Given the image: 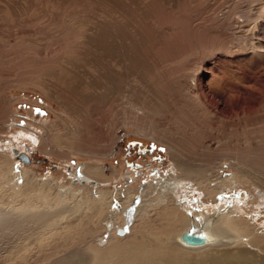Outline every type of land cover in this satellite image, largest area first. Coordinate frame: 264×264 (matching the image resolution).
Instances as JSON below:
<instances>
[{
    "label": "rangeland",
    "instance_id": "obj_1",
    "mask_svg": "<svg viewBox=\"0 0 264 264\" xmlns=\"http://www.w3.org/2000/svg\"><path fill=\"white\" fill-rule=\"evenodd\" d=\"M96 1L0 0V154L13 150L14 170H32L41 182L54 180L51 194L63 185L68 204L96 191L81 183L80 167L96 162L107 176L110 169L117 171L101 185L107 194L116 191L109 208L97 216L95 206L84 207L68 229L55 215L38 227L27 220L35 219L38 210L25 204L13 211L0 205L6 219H20L17 224L28 228L8 239L12 228L0 220V264H57L81 248L89 253L101 237L100 230L85 237L86 228H99L107 218L130 229L123 238L115 232L122 254L104 257L107 264H153L144 253L209 264L201 259L220 249L184 252L171 244L182 228L169 230L163 221L151 223L138 212L152 185L180 176L171 145L187 148L175 153L180 163L214 167L212 173L221 178L215 200L204 202L205 195L191 183L183 188L189 213L203 220L205 209L230 211L264 233V189L237 180L231 155L226 156L234 147L264 150V0H113L131 16L127 30L135 40V63L86 54L88 35L109 20L108 26L122 20L109 11L112 0ZM147 97L151 107L161 103V112L144 110L141 99ZM48 135L51 155L42 144ZM79 136L88 139L80 145L84 150L66 143ZM234 178L237 183L231 185ZM123 190L132 195L142 190L130 222L119 212ZM155 234L166 235L162 248L148 246Z\"/></svg>",
    "mask_w": 264,
    "mask_h": 264
},
{
    "label": "bare ground",
    "instance_id": "obj_2",
    "mask_svg": "<svg viewBox=\"0 0 264 264\" xmlns=\"http://www.w3.org/2000/svg\"><path fill=\"white\" fill-rule=\"evenodd\" d=\"M96 2H98V0ZM113 3L114 6L110 7L109 11H112V13L115 14L117 13L118 19L121 17L122 20L114 22L112 21V23L110 22L109 26L108 23L110 20L108 22H106V20V23L104 22V26H100L101 24L98 25L99 23L96 22V24L100 27H98L99 29L97 28L98 30L92 32L91 35L87 36L85 43L88 47H90V49L87 51L86 54L92 59L99 54H111L113 56H117V58L120 60H128V62L135 63L137 60V55L134 54L136 50H134L133 48L135 40H133L132 38L133 32L131 31L130 35V31H128L131 30V24L129 22L131 16L125 10L122 3H115L114 1L112 2V4ZM114 7L116 8V10H114ZM113 19L117 20L116 17ZM124 68L125 70L127 69L125 66ZM147 89V93H149V88L147 87ZM155 96L161 99L160 95L158 96L157 93H155ZM141 101L145 111L153 113L161 112V107H159L161 103L159 104V106L156 105L155 107H151L150 99L148 97L147 99L142 98ZM7 125L9 127V125L11 126L12 124L8 123ZM147 131L150 133L152 130L151 128H148ZM19 137L20 136L18 135V137H15V139L18 140ZM29 139L31 142H34L35 140L34 137H29ZM43 139V147H48V152H50L51 155V153H54L52 147L53 138L48 135L46 138ZM86 139L85 136H79V140L77 141L68 137L66 139V143H68L69 147H71L72 145L76 148H79L80 150H84V147H80V145L84 142L88 143V139L87 141ZM46 141H48L50 145H46ZM55 141L58 142L57 140ZM177 146L178 147L171 145L170 155L171 160L177 167H175L177 169L176 172H178L180 176H175L176 174L172 173L175 174L173 175V177L171 175L172 178L169 175L170 178L167 177L165 178L166 180L157 181L156 184L152 185L150 187V191H148V195L151 194V196L144 194L145 196H147L145 197V199L147 198V202L144 201L145 203L138 207L139 214L141 216L147 217L151 221V223L163 221V226H165L169 230H175V232H178L182 228V231L172 236L171 244H173L176 248L184 252L197 254V252H201L203 250L220 249L215 250V253L206 256L207 258L203 257V259L201 260H205V263L207 262L209 264H264V233L257 231L254 227H252L250 223L240 218L239 215L230 211L223 213L222 210H216L213 209V207H211V210L205 209L206 211L203 212L202 215L203 220H200V218L197 217L195 212L194 214L189 213L190 211L187 209L186 202H184L183 199V195L185 193L183 188L189 187V183H191L194 188H196L195 190H201L203 195H205L204 202L209 200H215L221 190V186L218 185V182L221 181V178L218 179V175L212 173L214 167H209L203 170L202 167H191L190 165L180 163L178 156H176L175 153L178 149L180 150V147H185L184 145ZM231 150L228 155L226 154V156L230 157L231 155L230 166L236 171V177H234L236 179H243L247 182H253L257 186L259 185L264 189V178L262 179L260 176V174L264 172V150H260L258 147L251 148L248 150H244L242 148L240 149L239 147H234ZM111 153H115V150H111ZM1 154L0 205L11 211L15 210L17 205L22 204L33 207L34 209L38 210L35 215V219L31 218L27 220L35 222L38 227L42 223H49V215H55L53 219H57L56 222L58 221L59 223L62 221L60 224L64 225L65 228L68 229V227L70 226L68 225V222L72 221L75 215L78 214L84 207H87L89 205L95 206V212L98 216V214L106 210L105 207L109 208L110 198L116 196V191L114 193L112 192L111 194H107L106 190L108 189H101V185H105L104 183L110 181L112 174L117 173L114 168L110 169V176H107L104 174L105 171L102 169V166L100 164H97L96 162L86 164L83 168L80 167L78 173L84 175V180L81 181V183L84 182L83 185L85 184V187L88 188H90L91 186H95L96 191L90 193L91 195H89L87 192V195L89 196L82 195L83 197H81L79 201H76L73 204H68V191L63 189V185L60 187L57 186L56 190H54L55 192H52L51 194L50 190L53 191V187L51 184L54 180L52 182L48 180H46L45 182H41L40 179L35 180L38 177L34 178L32 170L20 171L18 166L14 170L13 163L16 162L17 156H15V154L13 153V150H11L10 153L4 152ZM64 155L67 154L64 153ZM222 156L220 155V157ZM210 162L214 161L212 160ZM210 173L213 174V177L210 175ZM235 178L228 182L231 185H236L238 179L236 180ZM12 181H17L18 187H11V183L13 184ZM226 184H228L227 181ZM83 185L82 188L84 187ZM120 193V199L124 202L122 203V205H120L119 212L121 215L127 216L126 221L130 222V219L132 217L131 212L135 210L134 206L138 204V201L135 200V196H137L138 194H142V190H140L137 195H132V192L128 190L120 191ZM73 194L71 195L73 196ZM81 213L82 212H80L79 214ZM136 214L138 213L136 212ZM1 215L3 218L1 219L0 217V220L3 223L5 222L9 225V227L12 228V231L8 232V239H15L16 232L18 234L20 232L18 230H21V233H23L25 232L24 230L28 229L25 226L17 224L18 220L20 219L11 217L6 219L3 214ZM156 216H159V220L155 218ZM91 217H94L95 219V215L91 214ZM107 219L108 220L100 221V223L98 224L99 228L93 227V230H89L86 228L85 237L86 234H90L88 236L92 237L96 234V232L99 233L100 230V234L97 235V237L101 238L98 241L97 246L92 245V247H89V253L84 252V248H81L78 252H73L71 254L73 255L72 257H69V255L68 257L60 260L57 264H107L104 257H111L115 254H122V251L119 250L121 246L117 243V241L119 240L114 239L113 236H115V232L117 235V230L123 229L125 226L127 227V225L121 227L122 224L115 223V221L111 218ZM126 221L125 223H127ZM92 223L94 224L95 222L93 221ZM129 230L130 229H128L126 234H128ZM82 232L83 231H81L80 233L83 234ZM184 232L201 233L206 238V244L194 247L182 243L180 236ZM21 233L19 234V236L22 235ZM126 234L122 236H125ZM118 236L119 235H117L116 237ZM164 236L166 235L155 234L154 238H152V243L148 242V246L152 248H162L163 241H165ZM12 242L13 241H11V243ZM135 251L137 253H139L140 251L142 252V248L136 249ZM143 255L147 262L151 261L153 262V264H183L176 254H157L156 258H150V254L148 253H144Z\"/></svg>",
    "mask_w": 264,
    "mask_h": 264
},
{
    "label": "water",
    "instance_id": "obj_3",
    "mask_svg": "<svg viewBox=\"0 0 264 264\" xmlns=\"http://www.w3.org/2000/svg\"><path fill=\"white\" fill-rule=\"evenodd\" d=\"M128 227L117 230V235L122 236L126 234ZM181 242L189 246H202L206 244V238L201 233L184 232L180 236Z\"/></svg>",
    "mask_w": 264,
    "mask_h": 264
},
{
    "label": "flooded vegetation",
    "instance_id": "obj_4",
    "mask_svg": "<svg viewBox=\"0 0 264 264\" xmlns=\"http://www.w3.org/2000/svg\"><path fill=\"white\" fill-rule=\"evenodd\" d=\"M14 153L16 154V152L14 151Z\"/></svg>",
    "mask_w": 264,
    "mask_h": 264
}]
</instances>
